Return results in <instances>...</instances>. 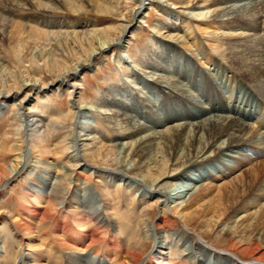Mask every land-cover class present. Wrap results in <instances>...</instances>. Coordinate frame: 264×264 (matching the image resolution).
I'll return each instance as SVG.
<instances>
[{"label": "bare ground", "instance_id": "1", "mask_svg": "<svg viewBox=\"0 0 264 264\" xmlns=\"http://www.w3.org/2000/svg\"><path fill=\"white\" fill-rule=\"evenodd\" d=\"M51 1L0 0V38L12 39L19 34L18 29L24 28L35 33L30 45L17 44L13 56L24 59L27 50H35L42 41L49 40L52 52L37 48L30 52L29 62L43 69L49 67L54 74L49 83L20 77L13 87L0 88V113L9 104L15 107L19 145L12 164L4 171L6 175H0V199L9 192L8 185L22 175L32 177L39 168L35 162L38 156H33L37 151L29 145L37 142L50 152L46 141L69 117L54 116L57 119L52 121L45 106L30 111L28 94L66 93L73 113L70 140L64 138L71 165L46 162L42 174L36 172L38 175L35 173L31 179L36 185L28 184L37 190L28 191L47 200L56 184L66 182L73 187L71 196L76 207L52 219L48 211L42 212L41 222L40 211L33 205L21 214L2 210L0 264H38L37 260L47 264H264V0H211L206 12L201 11L202 0H181L188 11L170 8L161 0H130L136 7L119 23L112 38L87 30V24L78 26L88 32L87 47L84 58L70 66L57 54L50 33L77 24L63 27L64 22L41 18L55 11ZM82 1L98 13L114 10L112 0ZM145 3L161 8L167 17L181 18L183 24L177 26L169 19L167 25L157 27L148 55L141 54L140 62L129 66L123 62L125 44L130 39L127 34L141 26ZM197 18L219 28L213 30L214 37L205 46L197 41L189 24ZM231 29L236 32L231 33ZM73 37L70 39L76 41ZM112 47L117 48V60L128 64L131 75L144 87L125 80L128 87L109 90L99 101L100 109L81 106L76 98L80 74L89 71L98 56ZM42 58L39 65L38 59ZM148 93L155 96L149 97ZM168 105L176 112L169 118L159 117L155 110H170ZM133 107L154 113L148 118V122H154L152 127L127 114ZM186 107L193 113L189 119L184 115ZM96 115H103L123 131L107 139L90 119ZM110 147L122 151L121 162L111 160L110 152L104 155L106 163L100 162V154ZM161 150L173 171H166ZM110 164L115 168H109ZM114 186L123 188L130 197L137 196L142 204L154 202L159 212L157 220L149 223L142 218L126 227L108 217L114 205L106 201V196L111 197L109 191ZM65 203L59 206L64 208ZM179 223L204 230L215 226L227 245L215 249L201 235L194 234L193 239L177 228ZM38 226L41 235L36 232ZM4 227L19 248L15 256L3 251ZM149 244L154 249L146 253ZM37 255L47 258L37 259Z\"/></svg>", "mask_w": 264, "mask_h": 264}, {"label": "rangeland", "instance_id": "2", "mask_svg": "<svg viewBox=\"0 0 264 264\" xmlns=\"http://www.w3.org/2000/svg\"><path fill=\"white\" fill-rule=\"evenodd\" d=\"M161 1L163 4L170 6V8L188 11L185 8L183 9L181 0ZM210 2L211 0H202V2H200L202 9L201 11L206 12L210 6ZM111 4L114 8L112 12L98 13L90 6H87L82 0H66L65 3L62 0L51 1L50 7L55 8V11L53 13H47L41 18L45 17L47 20L53 23L64 22L63 27L65 26V24L66 26H69L70 23L77 24V27L72 28L73 30L68 28L53 29L50 33L52 40L54 39L56 41V43L51 44L55 45V50L59 52L57 54L63 57V61L66 65L70 66L80 58H84L85 47H87L85 38L88 35V32L85 31L86 29L84 30L79 28L78 26L80 24H87L89 25L87 30L94 32L96 31L99 35L104 34L112 38L117 34L118 27L120 24H122V21L126 20L127 16L129 15V11L136 7V5L130 2V0H112ZM145 5L147 7L142 10L143 19L141 22V26L133 30L131 34H127L130 39L128 40V43L125 44V59H123V62H128L129 66L131 65V62H133V64H137L138 61L140 62L142 58L141 54H143V56L148 55L150 47L154 44V37L152 34H154V31L157 27L167 25V22L170 20L177 22L176 24L177 26H179V23H181L182 20L181 18L180 20H175L171 16L167 17L163 15L160 12L161 8L158 9L153 6L150 7L149 5H147V3H145ZM37 15H39V13ZM35 17L41 19L37 16ZM40 21L41 20H38L37 23H39ZM189 24L193 26L191 27L193 28V34L196 36L197 41L201 45L203 44V46L211 43V40L214 37V35L212 34L213 30L219 29L218 27L214 28L213 26H210V22L206 20H200V18L192 19L191 21H189ZM48 30L50 31V29ZM74 31L76 33L73 35ZM18 32L19 34L17 33V35L12 39L0 38V62L2 64L0 65V88L3 87L4 89H9L13 87V85H15L19 81L20 77L26 79L40 78L42 79V82L49 83L53 80L54 77L52 70L49 67L48 69H43L42 67L40 68L37 64L30 65L29 62L30 52H34L37 48L48 49L47 53L52 52L51 47L49 46V40L42 41L39 45L36 46L37 48L35 50H25L28 56L25 53V57H23L24 59H22L21 56H13L14 50L17 51L15 47H18V45H30V41H32L35 37V33L29 28H24L22 30L18 29ZM230 32L235 33L236 31L231 29ZM71 36L72 38H74L73 36H75L76 41L70 39ZM182 50L187 51L183 48ZM117 56V48H109L98 56L97 61L95 62L96 64L90 67L89 71L82 72L80 74L81 76L79 75V78L81 79V86L79 88V91L77 92L78 94L76 95V98L78 99V102L81 106L86 108L93 107V109H100L97 107L99 101L104 98V96H106L109 90H112L114 88L116 90H120L121 88L124 89V87H128V85H126L127 82H133L134 84H137L136 87L138 88L144 87L142 86V84H138V79H136L135 76L131 75L130 69H128V64L124 65L120 63V61L117 60ZM42 57L44 58V53H42ZM43 58L38 59V61L40 62H38L39 65L43 62ZM17 60L21 61L17 63ZM15 66L17 71H15ZM201 67H203L202 63L199 64V68ZM125 80L127 81L126 83ZM186 88H188V86H186ZM143 90L146 91L148 89L143 88ZM25 94H22V96L24 97ZM28 95L27 109H29L30 111H39L38 109L40 106H45L50 112V120L52 121H56L57 119L54 116L61 118H64L66 116L69 117L66 119L65 124H63V126L61 125L59 127V130L56 133L52 134L46 141V145L50 152L44 151L42 149L43 146L40 143L37 144V142H34L33 146L32 144L29 145V147H35V151H37L36 155L33 156H38V159L35 162L37 163V166L39 168L37 169V171L32 172V177L28 175H22L18 181L12 183L11 185H8L9 192L5 193L4 196L0 199V212L2 210H5L9 213H14L15 211H17L19 214H21L24 209H27L26 212H28L34 207L36 209H39L40 211L38 220H43V218L41 217H43L44 213L42 212L47 213V211L51 215L52 219L57 215H67L69 211L74 210V208L76 207L75 198L73 199L71 196L73 188L72 185L67 184L66 182L56 184L53 190H50V197L47 200H42L34 197L33 192L28 191L29 188L37 190V187H30L28 186V184L33 183L34 185H36V183L32 182L31 179L36 172L39 175L42 174L40 170L44 169L43 166L46 162L52 161L57 166L70 167V161L67 159L69 157V151L66 150L65 144L70 140L68 137V133L71 130L73 113L69 109V97L66 93L58 96L51 92L47 94V96H43L41 93L37 94L36 92H30ZM147 95L149 97L155 96L153 93H148ZM119 96L120 94H118L116 97L119 98ZM154 98L155 97H153V99ZM156 98L158 97L156 96ZM168 108L172 110L170 111L162 107L157 108L159 111L155 110V112L156 114H159V117L161 118L165 116L169 118L173 115V112H176V109H174L171 105H168ZM151 113L152 115L154 114L153 112ZM127 114L131 117H134L137 122L144 125L152 127L151 125L154 123L151 121L148 122V118L151 115L146 109H137V107H133L132 109L128 110ZM51 115L54 118L51 117ZM184 115L186 116L185 118L189 119L193 116V113L188 107H186ZM90 119L95 120V123H97V129L107 139L115 138V135H117L124 129H116L113 124H110L105 120V117L103 115H96V117L91 116ZM250 119L245 117V120L248 122H251ZM17 125L18 122L16 119L15 107L13 106V104H9V106H7L2 113H0V175L2 174V176L6 175V172L4 171L8 170V168L10 167L9 165L12 164V161L18 153L17 151H15L19 148V145L17 143L18 139L16 136ZM157 129L160 128L158 127ZM64 138L67 141H64ZM55 150L56 152H54ZM107 152H110L109 155L111 160L118 159L119 162H121L124 157L122 151L119 152L117 148L110 147L107 148L103 155L100 154V162L103 164L106 163L105 154ZM248 154L253 157L252 151H248ZM160 155L163 158V162L168 166L166 171H173V168L169 167L170 160L166 153L164 154L161 150ZM109 168H115L114 164H110ZM85 178L93 180V177L90 176H85ZM144 189H142V191ZM109 192L111 194V197L108 194L106 196V201L110 205L114 206L112 211L107 212L106 215L117 220L122 224V226H134L138 222H141L140 219L142 218L146 219L149 223L155 222L159 217V212L156 210L155 205H152L154 202L150 201L149 203L142 204L138 201L137 196H128L126 191L121 187L114 186V188H112ZM49 199L50 204L48 202ZM64 200L66 201L67 205L65 203L63 208L59 206V203H63ZM68 203L70 204L69 207ZM31 205H33V207ZM56 207L57 211L55 210ZM41 220H39L38 222H41ZM39 227L40 226L37 227L38 229H36V232L40 231ZM177 228L182 230L184 233H188L193 239L195 236L194 234L203 236L204 241L215 249H222L227 245L226 238L218 233V229L215 226H211L209 230H204V228H200L197 226H195L194 228H192L191 226L186 228L183 227L181 223H179L177 225ZM6 234L7 229L4 227L2 235L4 236ZM38 235L41 234H39L38 232ZM4 237H6V239L5 244L3 245V251L9 256L17 255L19 252V248L14 242V239L7 235ZM153 249V244H149L146 253L153 251ZM39 257L44 259L47 258L45 255L35 256V258L37 259ZM2 261H4V258L2 259ZM35 263L47 264L42 260H37Z\"/></svg>", "mask_w": 264, "mask_h": 264}]
</instances>
